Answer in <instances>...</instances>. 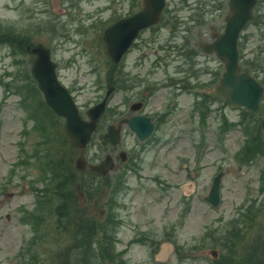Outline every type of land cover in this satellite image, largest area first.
<instances>
[{
  "label": "rangeland",
  "instance_id": "1",
  "mask_svg": "<svg viewBox=\"0 0 264 264\" xmlns=\"http://www.w3.org/2000/svg\"><path fill=\"white\" fill-rule=\"evenodd\" d=\"M141 5L0 0V264H85L88 258L210 264L213 247L227 264H264V95L260 114L227 101L217 89L223 62L202 47L213 40L211 32L223 29L227 0H165L163 18L115 64V88L83 148L71 142L63 117L36 86L27 45L42 42L86 117V108L103 97L113 65L103 28ZM242 32L240 68L264 84V37L254 20ZM128 71L132 77L117 83ZM145 91L151 94L146 110L162 117L160 123L138 140L122 121L113 145L104 134L107 125L129 117L130 104ZM106 154L111 169L90 174L88 165ZM217 171L220 200L213 205L205 196ZM64 172L75 173L68 199ZM74 213L103 221L97 241L78 239L69 222ZM102 234L110 239V259L99 256ZM167 240L174 250L154 257Z\"/></svg>",
  "mask_w": 264,
  "mask_h": 264
},
{
  "label": "water",
  "instance_id": "2",
  "mask_svg": "<svg viewBox=\"0 0 264 264\" xmlns=\"http://www.w3.org/2000/svg\"><path fill=\"white\" fill-rule=\"evenodd\" d=\"M165 0H143V6L131 14L122 16L104 28L103 39L109 57L117 62L126 49L130 46L138 32L158 21ZM255 0H229L232 9L226 16L224 29L215 34L211 42L203 45L206 52L213 51L223 62L224 69L219 77L217 89L231 102L244 105L248 109L261 112L260 96L263 86L260 81L247 70L240 71L238 34L240 29L251 17V9ZM35 53L31 64V73L37 80V85L42 91L46 103L59 115L64 117V127L73 142L83 147L96 128L97 120L105 107V102L113 86H109L103 99L86 110L89 118H83L79 112L72 95L58 80L55 71V62L51 58L50 49L39 42L32 46ZM132 107H135L134 104ZM137 133L139 138L146 137L153 128V123L148 116H132L124 120ZM106 136L111 142L116 143L119 138V128L108 126ZM78 166H84L82 159H77ZM113 161L107 155L98 163L90 164L89 168L96 172L104 173L112 167ZM221 172H218L212 181L210 190L205 196L212 204H217L220 199L219 184ZM186 188H192L188 183ZM156 258L163 259L165 253L171 250L169 242H164ZM209 254L215 257L218 251L210 249Z\"/></svg>",
  "mask_w": 264,
  "mask_h": 264
},
{
  "label": "trees",
  "instance_id": "3",
  "mask_svg": "<svg viewBox=\"0 0 264 264\" xmlns=\"http://www.w3.org/2000/svg\"><path fill=\"white\" fill-rule=\"evenodd\" d=\"M28 42V41H27ZM114 67H112L108 72L110 73L112 71ZM123 76V77H120ZM118 79L116 80L119 83L124 82V80L128 79V75L126 72L124 73H120ZM108 81L109 82H113V77H110L108 75ZM121 79V80H120ZM64 178H63V183L65 184V191H64V196L66 197V199H68L70 196H73V192H72V183L74 182V177H75V173L74 172H70V174L68 175L67 172H64ZM87 192L90 193V188L87 189ZM68 201V200H67ZM68 202H73L74 205V201H68ZM77 205V204H76ZM78 206V205H77ZM69 222L74 225V231L79 232V240L85 242L87 239L90 241H97V238L95 237V234L97 233L99 227L104 228L103 226V221H99L96 222L94 221L93 217H88L87 215H82L80 214L79 216L77 215V213H74L73 217H69ZM99 223V224H98ZM99 225V226H98ZM73 231V232H74ZM72 232V233H73ZM102 239H104L103 244H102V240H100L99 244V253H100V257L104 260L105 258L110 259V254L112 252V246L110 243V239L108 236H106L105 234H102ZM250 254H253L254 251L252 249L251 252H248ZM210 261H212L210 264H227V262L225 261V258L223 255L218 256L215 259H211ZM99 261H92L91 259H85V264H102L101 262L97 263Z\"/></svg>",
  "mask_w": 264,
  "mask_h": 264
},
{
  "label": "flooded vegetation",
  "instance_id": "4",
  "mask_svg": "<svg viewBox=\"0 0 264 264\" xmlns=\"http://www.w3.org/2000/svg\"><path fill=\"white\" fill-rule=\"evenodd\" d=\"M227 4H228L229 10H230V12L228 14H230L232 12V9L229 6V0H227ZM251 13H252L251 18L246 22L244 27H247L250 24V22H252L254 20L257 23L259 33L261 34V36L264 37V0H255V3L253 5V7H252V12ZM227 15H225V19H226ZM214 32L215 31L211 32V34L214 33ZM243 34H244L243 32L242 33L240 32V37ZM256 72H259V69L256 70ZM127 75H129L128 79H130L132 77V72L129 74V71H128ZM129 85H133V84L129 83ZM133 87H135V86L133 85ZM144 93H145L144 94V99H140V98L137 99V102H135L136 104H134V106H135L134 109H131L129 107L130 110L133 111V113H131L130 116L136 115V114L141 115V116H147V115L150 116V119L153 122L154 129H155L156 123L157 124L160 123V120L162 119V117L161 118L156 117L155 113H152V112L146 110V105L149 103V100H146V97L147 98L150 97L151 94L148 91H145ZM168 111H169V109H167L166 111H162L161 114H165ZM154 129H153V131H154Z\"/></svg>",
  "mask_w": 264,
  "mask_h": 264
}]
</instances>
